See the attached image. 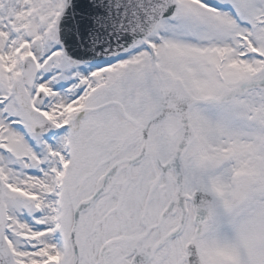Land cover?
<instances>
[{"label":"snow or ice","instance_id":"obj_1","mask_svg":"<svg viewBox=\"0 0 264 264\" xmlns=\"http://www.w3.org/2000/svg\"><path fill=\"white\" fill-rule=\"evenodd\" d=\"M0 264H264V0H0Z\"/></svg>","mask_w":264,"mask_h":264}]
</instances>
